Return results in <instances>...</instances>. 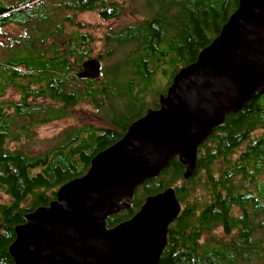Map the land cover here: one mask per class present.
<instances>
[{"label": "trees", "instance_id": "16d2710c", "mask_svg": "<svg viewBox=\"0 0 264 264\" xmlns=\"http://www.w3.org/2000/svg\"><path fill=\"white\" fill-rule=\"evenodd\" d=\"M238 5L239 0H0V31L10 24L22 29L10 47L0 45V264H14L9 247L26 215L49 206L61 186L84 176L97 154L121 140L149 109H158L179 70L197 61ZM84 11L125 25L95 39L77 21ZM94 42L104 49L96 56L101 75L82 79ZM8 89L17 100L5 101ZM80 105L108 125L73 126L37 154L20 145L36 137V128L67 118ZM184 172L174 158L136 191L129 210L108 219V227L133 218L147 197L172 187L182 211L169 228L159 264H264V90L228 115L200 147L194 176L186 180Z\"/></svg>", "mask_w": 264, "mask_h": 264}, {"label": "water", "instance_id": "95a60500", "mask_svg": "<svg viewBox=\"0 0 264 264\" xmlns=\"http://www.w3.org/2000/svg\"><path fill=\"white\" fill-rule=\"evenodd\" d=\"M101 69L91 58L79 77L98 79ZM262 90L264 0H239L219 36L179 70L160 107L97 154L84 176L61 186L49 206L26 215L9 247L14 264H159L182 211L174 188L147 197L126 222L110 228L108 219L129 210L136 191L174 158L192 178L200 147Z\"/></svg>", "mask_w": 264, "mask_h": 264}, {"label": "rangeland", "instance_id": "374dc122", "mask_svg": "<svg viewBox=\"0 0 264 264\" xmlns=\"http://www.w3.org/2000/svg\"><path fill=\"white\" fill-rule=\"evenodd\" d=\"M136 18H133L130 22H134ZM77 21H79L82 25L89 27L87 29L88 33H90L95 39L97 36L105 33L110 28H116L125 25V21L121 20H112V21H102L97 13H92L90 11H84L77 16ZM90 31V32H89ZM22 29L18 26H11L3 31H0V45H4L3 47L7 49L10 47L13 42L18 38L21 34ZM104 52L102 42H94L92 55L93 58H97L96 56ZM14 90L8 89L7 95L4 98L5 101L17 100V95L15 93V97H13ZM68 116L65 119L59 121H53L46 125H42L34 130L35 138L32 140H23L20 142V145L25 148V151H29L31 154H37L39 152L46 151L47 149L54 146L62 137L66 130L73 126H80L84 123H94L96 125H105L108 124L101 120L98 117H95L92 114V109L87 105H80L76 108L69 110ZM16 144L12 145L13 148H16ZM200 188V187H199ZM204 192L202 188L197 190V194L201 195ZM0 201L4 202L5 198L3 195H0ZM35 211V210H34ZM32 211V212H34ZM127 210L121 211L122 213ZM30 212V213H32ZM120 213V214H122ZM132 219V218H130ZM128 219V220H130ZM127 220V221H128ZM126 222V221H124ZM220 237L223 235L220 231H218Z\"/></svg>", "mask_w": 264, "mask_h": 264}, {"label": "flooded vegetation", "instance_id": "af4514ba", "mask_svg": "<svg viewBox=\"0 0 264 264\" xmlns=\"http://www.w3.org/2000/svg\"><path fill=\"white\" fill-rule=\"evenodd\" d=\"M11 26H16L15 24H10V25H6L5 27H3V30L4 29H7V28H9V27H11ZM0 44H1V42H0ZM131 205V204H130ZM120 213H122V212H120ZM120 213H118V214H120Z\"/></svg>", "mask_w": 264, "mask_h": 264}, {"label": "bare ground", "instance_id": "6f19581e", "mask_svg": "<svg viewBox=\"0 0 264 264\" xmlns=\"http://www.w3.org/2000/svg\"><path fill=\"white\" fill-rule=\"evenodd\" d=\"M45 207V206H44Z\"/></svg>", "mask_w": 264, "mask_h": 264}]
</instances>
